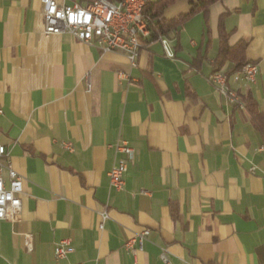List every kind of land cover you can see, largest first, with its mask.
I'll return each instance as SVG.
<instances>
[{"label": "crops", "instance_id": "1", "mask_svg": "<svg viewBox=\"0 0 264 264\" xmlns=\"http://www.w3.org/2000/svg\"><path fill=\"white\" fill-rule=\"evenodd\" d=\"M185 10L178 0L164 17ZM220 24L259 67L255 83L229 86L264 112V0L214 3L208 24L198 13L165 36L176 61L147 38L135 67L124 52L46 36L42 0H0V145L24 177L21 218L0 221V264H264V138L210 82ZM120 140L135 155L116 191ZM145 229L132 254L126 242ZM64 239L74 251L58 261Z\"/></svg>", "mask_w": 264, "mask_h": 264}, {"label": "built area", "instance_id": "2", "mask_svg": "<svg viewBox=\"0 0 264 264\" xmlns=\"http://www.w3.org/2000/svg\"><path fill=\"white\" fill-rule=\"evenodd\" d=\"M71 1V3H70ZM159 0H42L44 16V34L46 36L68 33L76 40L96 45L103 52L121 51L130 60L131 66L137 65V59L143 47L145 39L150 38L151 30L144 15L145 8L152 2ZM133 23H140L147 30V37H138L133 33ZM164 56L176 61V53L171 41L160 38ZM259 67L256 63H248L234 75L233 80L243 81L245 84L256 82ZM124 76V74H121ZM89 79V78H88ZM210 82L218 92L224 95L231 103L245 108L241 98L233 91L227 76L222 72L213 73ZM90 88V83H88ZM67 151H74L73 144H63ZM115 150L120 158L109 172L110 187L116 191L125 189V174L129 163L134 159L135 150L127 141L120 140L115 145ZM6 147L0 145V221H18L22 215V194L24 192V177L20 175L7 161ZM8 176V184L5 180ZM102 222L99 228L103 229L105 220L109 217L108 211L100 212ZM150 235V230L131 237L125 244V248L132 254L141 250L145 240ZM136 245H139L137 248ZM26 248L32 251L31 239L28 238ZM74 251L71 240L64 239L55 246L56 260L67 259ZM166 261L165 255H162Z\"/></svg>", "mask_w": 264, "mask_h": 264}, {"label": "trees", "instance_id": "3", "mask_svg": "<svg viewBox=\"0 0 264 264\" xmlns=\"http://www.w3.org/2000/svg\"><path fill=\"white\" fill-rule=\"evenodd\" d=\"M178 0H159L150 3L144 10V15L148 20L151 36L147 41H156L165 37L171 30L179 29L192 16L203 13L206 24H208L210 7L221 0H187L190 5V10L187 13L180 14L173 19H166L164 11L166 8L174 5ZM230 33L224 29L223 24H220V50L216 58V66L213 73L222 71L228 78V82L235 74L240 72L248 63H254L247 59L246 51L248 42L245 39L240 40L235 45L229 44ZM226 63L232 64V67L226 71L222 70ZM245 108L252 115L253 121L259 132L264 138V112H261L259 105L253 97L252 93L241 98Z\"/></svg>", "mask_w": 264, "mask_h": 264}, {"label": "bare ground", "instance_id": "4", "mask_svg": "<svg viewBox=\"0 0 264 264\" xmlns=\"http://www.w3.org/2000/svg\"><path fill=\"white\" fill-rule=\"evenodd\" d=\"M133 33L138 34V37H147V30L140 23H133Z\"/></svg>", "mask_w": 264, "mask_h": 264}, {"label": "rangeland", "instance_id": "5", "mask_svg": "<svg viewBox=\"0 0 264 264\" xmlns=\"http://www.w3.org/2000/svg\"><path fill=\"white\" fill-rule=\"evenodd\" d=\"M182 4H188L186 1H182ZM179 7H175L174 9H172L173 11H176ZM188 10H185V13L187 12ZM169 12V11H168ZM168 15H170L169 13H167Z\"/></svg>", "mask_w": 264, "mask_h": 264}]
</instances>
